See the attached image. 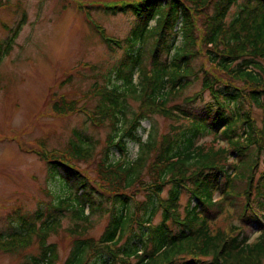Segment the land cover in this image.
<instances>
[{"label":"trees","instance_id":"1","mask_svg":"<svg viewBox=\"0 0 264 264\" xmlns=\"http://www.w3.org/2000/svg\"><path fill=\"white\" fill-rule=\"evenodd\" d=\"M233 7L239 10L228 22ZM102 8L137 19L125 40L110 39L93 23L111 49L127 45L122 66L129 73L116 72L125 91L103 87L96 112L64 97L53 104L57 114L80 112L95 126L111 120L96 176L78 164L93 157L88 137L79 136L66 151L39 152L51 179L63 183L53 207L68 213L71 225L64 232L72 251L62 264H264V0H114ZM24 23L6 27L11 36L0 41V62ZM157 29L158 39L149 35ZM199 57L210 67L201 65L202 87L184 102L208 92L206 116L170 104L192 75L199 78L191 64ZM127 97L140 101L131 117ZM156 114L171 123L161 134L152 126L143 141L141 123ZM210 135L211 141H202ZM129 142L138 145L133 162L124 159ZM113 148L124 157L112 161ZM97 213L108 218L99 238L89 236ZM60 226L58 217L41 212L21 232L0 233V250L16 254L36 245L37 255L21 264H61L58 244L49 241Z\"/></svg>","mask_w":264,"mask_h":264},{"label":"rangeland","instance_id":"2","mask_svg":"<svg viewBox=\"0 0 264 264\" xmlns=\"http://www.w3.org/2000/svg\"><path fill=\"white\" fill-rule=\"evenodd\" d=\"M108 1L114 0H0V41L11 36L10 28L25 21L13 50L0 62V233L7 238L16 231L21 232L24 222L37 218L41 212L45 217H58L61 222L59 233L52 234L49 241L58 244L61 264L72 251L71 240L64 232L71 225L68 213H59L53 207L63 195V183L51 179L39 152L66 151L70 142L79 141V136L88 137L95 144L93 157L90 163L78 164L91 177L96 176V167L103 157L102 149L113 132L111 120L104 119L102 126H95L80 112L64 116L57 114L53 104L64 97L67 102L77 101L79 107L96 112V107L103 104L104 97L99 93L103 87L125 89L116 72L119 68L128 72L122 66L127 45L111 49L89 23L88 15L113 40L130 38L137 19L105 13L102 7ZM238 10L231 9L228 22ZM150 25L153 27L155 22ZM158 32L157 29L149 35L158 39ZM150 47L148 45L147 49ZM145 55L150 68L151 56L148 52ZM161 59L165 61V54ZM203 63L210 67L202 57L191 60L199 78L192 75L189 78L191 85L170 103L180 104L197 116L208 113V104L212 103L209 93L190 104H185L184 99L200 91L202 79L199 71ZM138 78V72H135V83ZM126 102L127 116L131 117L140 101L127 97ZM170 123L160 115H153L142 121L138 134L145 141L152 126L161 134L167 131ZM211 136L202 141H211ZM221 144L226 145L224 141ZM126 154L124 159L129 162L136 160L138 145L129 142ZM121 156V152L112 149V161ZM263 168L264 162L260 169ZM187 199L188 196L183 195V205ZM100 215L97 213L92 218L95 225L89 233L91 237L99 238L108 223V218L103 213ZM159 220L157 215L155 222ZM41 224V221L37 222L38 226ZM252 229L255 238L259 234L257 226L253 225ZM37 253L36 245L16 254L0 250V264H21ZM98 262L103 264L102 260Z\"/></svg>","mask_w":264,"mask_h":264}]
</instances>
